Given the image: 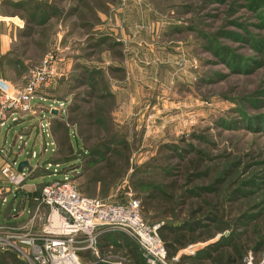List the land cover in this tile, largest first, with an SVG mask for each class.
Segmentation results:
<instances>
[{
  "label": "rangeland",
  "instance_id": "374dc122",
  "mask_svg": "<svg viewBox=\"0 0 264 264\" xmlns=\"http://www.w3.org/2000/svg\"><path fill=\"white\" fill-rule=\"evenodd\" d=\"M40 1L41 6L55 9L49 24L52 44L61 33L57 27L60 24L62 42L70 51L77 46L75 50L90 61H101L110 43L91 47L93 37H86L88 27L103 29L98 33L116 31L125 17L129 28L124 79L116 72L115 80L109 84L100 77L97 82L96 76L93 88L87 77L60 78L44 93L50 94L47 98L67 102V119L75 117L70 110L76 106L100 117L101 112L107 118L105 125L96 120L79 121L77 126L70 122L66 132L56 131L63 171L71 173L81 194L121 204L130 197L141 198L143 192H137L132 183L148 167L145 175L153 171L165 173L166 181L177 182L185 195L195 194L186 200L180 219L191 203L202 205L200 216L211 217L203 203L211 202L216 189L220 207L235 220L237 232L247 229L250 220L264 223V0ZM106 18H111L108 24L104 23ZM139 37L143 41L140 47ZM110 50L121 63L119 47L113 45ZM109 90L115 97L103 99ZM38 121L27 116L18 124L6 122L0 128L3 156L17 164L27 161L33 170L39 161L48 163L55 148L48 134L43 137L35 131ZM27 129H32L29 135L24 134ZM70 131L73 148L60 138ZM17 135L26 143L21 152ZM106 142L110 155L105 158L110 160L88 166L91 157L86 150ZM124 142L131 155L128 167L120 171L116 163L122 162L113 150ZM199 152L205 160L199 172H187L200 158L196 155ZM33 154L35 158H28ZM54 160L61 162L59 155ZM109 162L124 177H109L98 183L92 180L95 170L105 173ZM155 162L163 165L164 173L150 170L149 165ZM37 175H45L36 181L39 184L53 180L44 171ZM145 175L143 178L148 177ZM216 181L219 184H214ZM12 199L13 196L7 198L0 217L10 208ZM20 202L18 197L13 211ZM25 210H30L28 201ZM154 216L150 212L143 218L151 225ZM245 222L248 224L243 228ZM261 236L264 237V228ZM195 246L202 249L204 244ZM251 255L254 261L264 258L260 249L252 250Z\"/></svg>",
  "mask_w": 264,
  "mask_h": 264
},
{
  "label": "built area",
  "instance_id": "2783aa9c",
  "mask_svg": "<svg viewBox=\"0 0 264 264\" xmlns=\"http://www.w3.org/2000/svg\"><path fill=\"white\" fill-rule=\"evenodd\" d=\"M61 63L60 54L53 50L39 64L29 68L22 86H10L0 79V128L9 120L18 124L27 116L35 117L39 118L36 132L43 137L48 134L51 138L47 116L53 117V111L64 116L67 102L53 101L45 106L43 99L44 93L62 78ZM36 101L41 103L36 105ZM16 144L20 152L25 150L26 143L21 135H17ZM0 155L3 156L1 151ZM3 157L1 203L6 202V194H14L23 188L33 170L23 168L19 172L15 160ZM35 157V154L28 155V158ZM36 169L47 172L53 180L45 183L32 197V207L26 212L25 222H0V252L13 251L26 264H82L78 254L83 251L95 254L101 234L121 231L136 242L144 264H174L178 261L180 255L168 260L166 248L158 235L161 224L149 226L144 222L140 201L135 197H130L124 204L89 198L80 194L71 173H63V166L39 162ZM195 248V245L190 246L181 254L193 255L200 250ZM244 264H264V258L255 263L249 253Z\"/></svg>",
  "mask_w": 264,
  "mask_h": 264
},
{
  "label": "trees",
  "instance_id": "16d2710c",
  "mask_svg": "<svg viewBox=\"0 0 264 264\" xmlns=\"http://www.w3.org/2000/svg\"><path fill=\"white\" fill-rule=\"evenodd\" d=\"M51 11L53 14L55 9H51ZM95 77L97 78V82L99 77V80L103 82L101 73L97 72L94 74H88L87 78H89V81L91 82L90 85L93 88V84L95 85L96 82ZM82 79L83 78H80V80ZM103 95V99H106L107 97V99H109L111 97V95L108 93ZM71 110V114H75V117L67 119V110V113L64 116H58L59 118L53 120L52 124H50V135L54 144L55 151L53 157L48 161V163L59 164L63 166V154L59 153L61 151L57 142L58 140L56 138V131L66 132V128L69 126V124L73 123V125L77 126V123L79 121L81 123H87L89 121L96 120L97 124L99 125L106 124L107 118L103 117L105 115L101 112H98L100 113V115H102L100 117L96 114H92L91 112L85 113L83 108L80 106H76ZM98 110L101 111V109ZM60 138L64 144H69L72 148L74 147L71 140V131L66 137L61 136ZM106 145L107 142L100 143L97 144V149L86 150L87 156L91 157L90 161L88 162V166H97L101 161L110 160V157L105 158L110 155V147L109 145ZM117 149H119L120 151H117ZM66 150L69 151L70 149H68L67 147ZM115 154L122 162L121 164L116 163L120 166L121 170H119L124 171L129 165L131 155L129 145L126 142L121 143L119 147L113 150V155L115 156ZM58 155L61 162H57L54 160V157ZM196 155L200 158H196L194 163H192L189 168L186 169L187 172L193 170L194 172L198 173L200 163L205 161L204 158L200 156V152ZM114 166L115 165L113 163L109 162L107 164V170L104 171L105 173H103V171L100 169H96L92 174V180H96V182L98 183L107 179L109 180V177L114 180L123 178L124 175L120 174L119 172L116 173L115 170L112 169V167ZM149 167L151 168V171H153L154 169L162 171L163 165H161L160 162H155L151 163ZM147 169L148 167H145V172H142L139 177L135 179V181L133 180L132 187L139 193L143 192L140 196L141 198L135 197L140 201V212L142 218L143 216L147 217L151 212L155 216L152 218L153 223L149 226L161 224L158 230V235L166 248L169 261H172L173 258L180 255L178 261L174 264H244V258L249 253H251L252 250L258 252V250L260 249L262 253H264V237L261 236L263 234L264 228L263 222L258 223L250 220L248 223H254L247 226L248 223L245 222L243 228H246L247 226V229H245L243 232H237L236 227L234 228L233 226L235 220L228 217L224 207H220V193L216 189L214 191L211 202L203 203V205H205V207L208 208L212 213L211 217L205 219L203 215L200 216L199 214L203 209L202 205L191 203L187 214H185L184 217L180 219V214L183 213L182 208L187 205L186 200H191L195 196V194L187 193V195H185V191H182L177 182L166 181L167 175L163 171L162 172L164 174L155 173L156 171H153V173L151 172L149 175H145L144 173H146ZM40 171L43 170H39V172ZM64 172L65 171H63V173ZM45 173L46 175L48 174L47 172ZM101 173H103V175ZM143 175L148 177L143 178ZM188 177L191 178L192 175L189 173ZM148 178L152 181H149ZM214 184H219V182L216 181ZM43 185L44 184H42V186ZM38 191L39 190L32 193L31 202L32 197H34ZM205 192L207 193L208 191L205 190ZM199 243H203L204 246L202 247V249L196 251L193 255L181 254L188 247L197 245ZM135 257L136 264H144L141 250ZM258 262L259 261H255V263ZM24 263L25 262L20 260L14 252L10 253L9 251H5L0 253V264Z\"/></svg>",
  "mask_w": 264,
  "mask_h": 264
},
{
  "label": "crops",
  "instance_id": "0c3cea01",
  "mask_svg": "<svg viewBox=\"0 0 264 264\" xmlns=\"http://www.w3.org/2000/svg\"><path fill=\"white\" fill-rule=\"evenodd\" d=\"M41 3L40 0L0 1V79L2 81L10 86H22L29 68L39 64L42 59L53 50H57L62 58L61 77L64 79L71 77L80 79L82 77H87L90 73L94 74L99 72L102 74L103 79L108 80L110 84L115 80L114 75L116 72L121 74V79L123 78V74L124 76L126 75V70L124 68L125 63L123 62L126 58V46L129 42L130 33L128 26L125 25V17L121 20L122 26L119 25V30L116 31L98 33L102 32L101 30L103 29L94 28L95 26L93 28L88 27V31L90 32L86 37H93V45L91 47L95 45L99 47L103 43H110L108 48L103 51L106 56H104L101 61H90L84 59V56L75 50L77 46L74 50L70 51V47L67 46L65 42H62L63 29L60 24H58L57 27L61 33L57 34V42H55L54 45L52 44V30L49 24L53 20V14L50 7L41 6ZM48 4L50 6V3ZM110 19L111 18H106L104 23L108 24ZM116 37H118V39H116ZM139 39L137 45L140 47L143 41H141V37H139ZM80 42L81 41L78 43ZM113 45L119 47V56L122 58L121 63H117L112 56L113 54L110 48L113 47ZM108 92L112 96L115 95L110 90ZM47 96H50V94L46 93V95H44L43 102L45 103L51 104L53 101H60L47 98ZM38 103L41 102L36 101V105ZM58 118V115L51 117L50 124H52L53 120ZM31 130L32 129H27L24 134L29 135ZM3 160L4 157L0 155V167ZM38 173L39 169L32 170L25 185L20 191L14 194H6V202H0V211L1 207L7 203L8 197L13 196V199L10 208L5 212L3 217H0V222L12 224L25 222L27 218V211L25 210L26 201L29 202V208H31L32 193L35 192L40 185L45 184L36 183L38 179L45 176L37 175ZM18 197H20L21 202L17 206V210L13 211V205ZM139 252L140 249L138 245L131 237L121 231H110L99 236L95 254L90 251H83L79 253L78 257L82 264H136L135 256H137Z\"/></svg>",
  "mask_w": 264,
  "mask_h": 264
},
{
  "label": "water",
  "instance_id": "95a60500",
  "mask_svg": "<svg viewBox=\"0 0 264 264\" xmlns=\"http://www.w3.org/2000/svg\"><path fill=\"white\" fill-rule=\"evenodd\" d=\"M51 114H52L53 116H56V115H57V113H56L55 111L51 112ZM23 168H27L28 171L31 170V168H30V166H29V164H28L27 161H24V162L19 163L17 169H18L19 172H21V171L23 170Z\"/></svg>",
  "mask_w": 264,
  "mask_h": 264
}]
</instances>
